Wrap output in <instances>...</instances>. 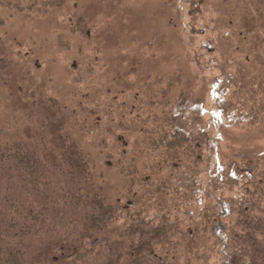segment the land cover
I'll list each match as a JSON object with an SVG mask.
<instances>
[{"label": "trees", "instance_id": "1", "mask_svg": "<svg viewBox=\"0 0 264 264\" xmlns=\"http://www.w3.org/2000/svg\"><path fill=\"white\" fill-rule=\"evenodd\" d=\"M13 1L17 11L44 13ZM240 2L254 65L230 79L234 101L223 105L213 92L208 112L186 88L168 110L170 98L162 99L143 133L160 162L143 177L135 160L118 153L114 168L125 183L109 197L94 181L93 156L69 132L74 115L47 90L13 93L12 61L0 45V108L11 114L0 126V264H264V163L219 153L220 129L241 124V112L250 124L264 112V0ZM136 116L133 132L145 124Z\"/></svg>", "mask_w": 264, "mask_h": 264}, {"label": "rangeland", "instance_id": "2", "mask_svg": "<svg viewBox=\"0 0 264 264\" xmlns=\"http://www.w3.org/2000/svg\"><path fill=\"white\" fill-rule=\"evenodd\" d=\"M8 1L11 7H0V45L12 61V92L47 90L74 115L69 132L93 156L94 181L108 197L124 182L114 168L120 155L135 160L143 177L145 168L160 162L143 133L153 126L147 114L161 113L162 99L170 98L168 110L186 88L208 112L213 92L227 106L232 98L227 92L234 91L230 79L240 67L254 65L255 39L247 33L249 12L240 0H57L48 5L19 0L22 8L34 4L44 10L39 14L17 11ZM175 76L180 82L165 96ZM247 103L252 105L249 97ZM6 109L0 108V126L10 120ZM137 113L145 124L133 132ZM238 115L241 124L220 129L219 153L237 163H264V112L253 124L250 113ZM204 118L209 121V115ZM100 142L107 144L103 152Z\"/></svg>", "mask_w": 264, "mask_h": 264}]
</instances>
